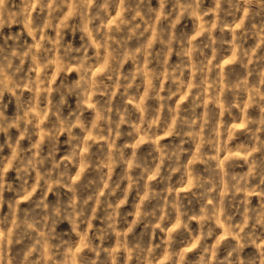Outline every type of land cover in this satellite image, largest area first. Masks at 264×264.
I'll return each instance as SVG.
<instances>
[{
    "label": "rangeland",
    "instance_id": "obj_1",
    "mask_svg": "<svg viewBox=\"0 0 264 264\" xmlns=\"http://www.w3.org/2000/svg\"><path fill=\"white\" fill-rule=\"evenodd\" d=\"M0 264H264V0H0Z\"/></svg>",
    "mask_w": 264,
    "mask_h": 264
}]
</instances>
